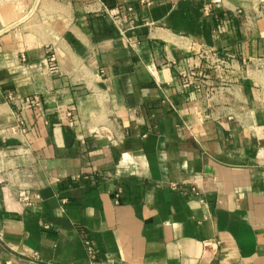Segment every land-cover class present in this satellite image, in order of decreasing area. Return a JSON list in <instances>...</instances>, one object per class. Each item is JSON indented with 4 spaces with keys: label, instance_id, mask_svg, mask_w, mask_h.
I'll return each instance as SVG.
<instances>
[{
    "label": "crops",
    "instance_id": "0c3cea01",
    "mask_svg": "<svg viewBox=\"0 0 264 264\" xmlns=\"http://www.w3.org/2000/svg\"><path fill=\"white\" fill-rule=\"evenodd\" d=\"M150 1L0 0V264H264V0Z\"/></svg>",
    "mask_w": 264,
    "mask_h": 264
},
{
    "label": "built area",
    "instance_id": "2783aa9c",
    "mask_svg": "<svg viewBox=\"0 0 264 264\" xmlns=\"http://www.w3.org/2000/svg\"><path fill=\"white\" fill-rule=\"evenodd\" d=\"M142 3H146V4H150V0H140ZM35 105L38 107V108H40V100H37L36 101V103H35ZM19 199L20 200H22V201H24V202H28L29 201V196L27 195V193L25 192V191H20L19 192ZM86 244H87V250H88V253H89V255H90V257H91V259L93 260V258H94V255H93V248H92V246L90 245V243H89V241H87L86 242Z\"/></svg>",
    "mask_w": 264,
    "mask_h": 264
}]
</instances>
